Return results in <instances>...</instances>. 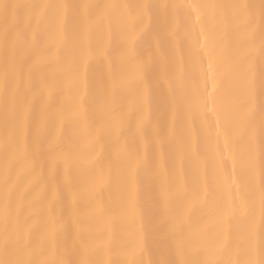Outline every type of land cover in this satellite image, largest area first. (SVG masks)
Instances as JSON below:
<instances>
[{"label":"snow or ice","instance_id":"6c2138e0","mask_svg":"<svg viewBox=\"0 0 264 264\" xmlns=\"http://www.w3.org/2000/svg\"><path fill=\"white\" fill-rule=\"evenodd\" d=\"M0 264H264V0H0Z\"/></svg>","mask_w":264,"mask_h":264},{"label":"bare ground","instance_id":"6f19581e","mask_svg":"<svg viewBox=\"0 0 264 264\" xmlns=\"http://www.w3.org/2000/svg\"><path fill=\"white\" fill-rule=\"evenodd\" d=\"M128 2H136V0H128ZM181 2H182V0H181ZM104 195H105V197H107L109 195V192L106 191L104 193ZM108 227H109V229H114V230H117V231H122V230H125V229L128 228V224H127V222H124V221H116V222L108 225Z\"/></svg>","mask_w":264,"mask_h":264}]
</instances>
